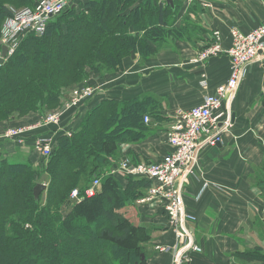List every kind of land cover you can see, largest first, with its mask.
Here are the masks:
<instances>
[{"label":"trees","instance_id":"trees-1","mask_svg":"<svg viewBox=\"0 0 264 264\" xmlns=\"http://www.w3.org/2000/svg\"><path fill=\"white\" fill-rule=\"evenodd\" d=\"M173 1L174 8L167 0H84L52 18L43 34L26 36L0 64V122L32 112L44 117L76 87L91 85V76L122 70L132 53L153 56L181 30ZM36 2L0 0V38L13 6ZM155 102L150 96L103 98L71 135L56 137L41 165L0 158V264H142V226L125 208L152 182L128 177L125 187L111 188L109 173L119 162V145L144 137V117L156 112ZM42 176L47 188L36 198ZM255 178L264 199V166ZM94 179H101V192L72 204V190L83 196ZM238 255L264 264V246Z\"/></svg>","mask_w":264,"mask_h":264},{"label":"crops","instance_id":"crops-1","mask_svg":"<svg viewBox=\"0 0 264 264\" xmlns=\"http://www.w3.org/2000/svg\"><path fill=\"white\" fill-rule=\"evenodd\" d=\"M175 1L178 6L175 27L181 29L177 38L168 39L166 46L153 56L143 58L136 53L135 58H125L123 69L118 72L91 76V85L100 88L102 95L87 102L79 114L68 113L59 126L43 127L38 130L40 132L27 135L23 144L10 139L0 140V156L29 159L41 165L40 155L33 148L37 135L58 131V136L77 128L89 108L103 98L128 100L141 96L157 100V105H152L156 112L145 115L150 121H144L148 129L142 140L119 145L118 167L124 159L133 163L150 162L170 152L166 131L175 111L201 104L203 97L213 93L231 72L226 54L203 64L192 59L211 42L214 30L221 32L222 44L227 50L232 44L234 27L247 33L264 22V0ZM186 24L188 27L182 30ZM202 80H206V86L201 84ZM232 110L234 126L220 146L201 152L196 173L184 191L186 208L196 217L192 227L202 248L192 254L191 264H253L240 258L238 253L244 251V246H264L263 190L255 184L256 172L264 166L262 61L249 66L233 100ZM42 117L39 113H29L19 119L0 122V133L10 127V123L15 126L32 124ZM109 175V187L114 188L117 184L125 187L128 176L124 172L116 169ZM102 189L101 184L99 192ZM78 203L80 201L74 204ZM125 209L128 216H134V221L138 219L136 223L142 221V264H171V253L156 249L159 245L175 243L163 207L136 203Z\"/></svg>","mask_w":264,"mask_h":264},{"label":"built area","instance_id":"built-area-1","mask_svg":"<svg viewBox=\"0 0 264 264\" xmlns=\"http://www.w3.org/2000/svg\"><path fill=\"white\" fill-rule=\"evenodd\" d=\"M80 1L84 0H37L31 7L13 10L2 27L0 59L2 46H7V56L12 55L22 38L31 33L43 34L52 18ZM231 38L232 44L225 50L221 32L214 30L211 42L201 48L192 59L193 62L203 64L226 54L230 59L231 72L228 79L219 84L213 93L203 97L201 104L175 111L166 131L170 152L161 159L150 162L133 163L129 159H124L117 168L129 177L145 178L152 182L146 194L137 199V204H156L165 210L175 243L159 245L156 249L171 253V264H191L192 254L202 250L192 227L196 217L186 208L184 191L196 173L201 152L222 143L227 132L234 126L232 103L249 66L255 61H262L264 64V22L247 33L234 27L231 30ZM201 84L206 86V80H202ZM99 95H102L100 88L88 84L79 85L57 111L48 113L36 123L7 128L0 133V140L10 139L22 144L27 135L40 132L38 130L43 127L59 126L68 113L79 114L87 102ZM144 121L148 123L149 117L145 116ZM69 131L65 133L71 135L72 132ZM57 132L39 134L35 137L33 148L40 157L48 158L51 155L56 144ZM114 170L116 169L112 171ZM100 187L101 179H94L85 189L83 196L78 189H74L70 197L80 202L91 199L98 194Z\"/></svg>","mask_w":264,"mask_h":264},{"label":"water","instance_id":"water-1","mask_svg":"<svg viewBox=\"0 0 264 264\" xmlns=\"http://www.w3.org/2000/svg\"><path fill=\"white\" fill-rule=\"evenodd\" d=\"M167 4L168 5H171L173 8H174V1L173 0H167ZM7 54H8V48L7 46H2V57L0 59V64L4 62V60L6 59L7 57ZM132 58H135V54L132 53ZM233 117H234V114H233ZM221 143H218L217 146H220ZM47 188V184L45 183H38L35 188H34V196L36 198H39L40 194L46 190ZM76 199L73 200V203H76Z\"/></svg>","mask_w":264,"mask_h":264},{"label":"rangeland","instance_id":"rangeland-1","mask_svg":"<svg viewBox=\"0 0 264 264\" xmlns=\"http://www.w3.org/2000/svg\"><path fill=\"white\" fill-rule=\"evenodd\" d=\"M36 1H37V0H36ZM13 7H16V8H12L11 10H15V9H18V8H23V7H17V6H13ZM8 17H9V16H8ZM8 17H7V18H8ZM7 18H6V19H7ZM6 19H5V20H6ZM5 20H4V22H5ZM4 22H3V24H4ZM2 27H3V25H2ZM1 31H2V29H1ZM27 36H28V35H27ZM24 38H25V37H24ZM24 38L21 39L20 43L23 41ZM19 45H20V44H19ZM69 98H70V94H69L68 99H69ZM68 99H67V100H68ZM67 100H66V101H67ZM32 113H34V112H32ZM14 122H15V121H14ZM14 122H13V123H14ZM10 125H11V126L8 127V128H15V127L20 126V125L15 126V125H13L12 123H10ZM12 125H13V126H12ZM17 143H18V142H17ZM18 144H21V143H18ZM22 144H23V143H22ZM22 146H23V145H22ZM3 157H4V156H2V155L0 156V158H3ZM8 158H9V160H13L14 162H16V161H20V159H18V158H11V157H8ZM40 160H43V158L40 157ZM34 164L37 166L36 161L34 162ZM38 164H39V163H38ZM46 181H47V178H45L44 176H42V183H43V182H46ZM131 217H132V219H134V216H133V215H132ZM136 220H138V219H136ZM136 220H135V221H136ZM135 223H136V222H135ZM136 224H138V225L141 227V226H142V221H140V223H136ZM141 234H142V229H141V231H140V235H141ZM242 249H243L244 251H246V250H251V247L244 246Z\"/></svg>","mask_w":264,"mask_h":264}]
</instances>
